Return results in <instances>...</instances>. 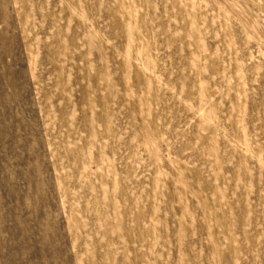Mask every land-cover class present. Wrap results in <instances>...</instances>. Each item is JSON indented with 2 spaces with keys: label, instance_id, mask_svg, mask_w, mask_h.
Wrapping results in <instances>:
<instances>
[{
  "label": "rangeland",
  "instance_id": "1",
  "mask_svg": "<svg viewBox=\"0 0 264 264\" xmlns=\"http://www.w3.org/2000/svg\"><path fill=\"white\" fill-rule=\"evenodd\" d=\"M0 264H264V0H0Z\"/></svg>",
  "mask_w": 264,
  "mask_h": 264
}]
</instances>
